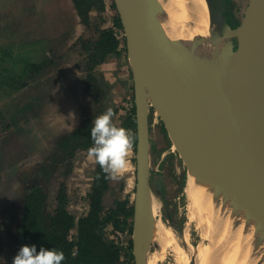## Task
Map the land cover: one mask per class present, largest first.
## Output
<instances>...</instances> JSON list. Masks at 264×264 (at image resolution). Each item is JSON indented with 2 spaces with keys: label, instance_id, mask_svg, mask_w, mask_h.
Returning a JSON list of instances; mask_svg holds the SVG:
<instances>
[{
  "label": "rangeland",
  "instance_id": "1",
  "mask_svg": "<svg viewBox=\"0 0 264 264\" xmlns=\"http://www.w3.org/2000/svg\"><path fill=\"white\" fill-rule=\"evenodd\" d=\"M12 3V0H0V82H8L7 85H0V226L2 242L5 243L4 255L17 252L12 207L19 203L20 198H24L30 180L38 169L48 173L47 177L44 176L46 180L39 182L47 197L46 213H52L56 208V194L61 185L66 192V207L76 220L87 212L86 197L96 159L91 157L90 152L83 150L71 156L56 154L55 144L58 138L80 128L83 121H88L86 125L90 126L89 116L99 117L97 122L104 119L115 108V104L110 107L112 100L123 99L122 103L119 102L123 108L133 103L131 88L132 94L127 102V97L119 90L112 92L111 86L104 80V73L99 69L96 72L94 70L95 82L88 80L84 72L86 56L81 41L95 40V29L98 27H112L116 12L110 9L111 0H106L108 8L102 14L91 11L88 27L80 23L74 12L70 13L68 21L63 20V24L57 26H51L46 21L33 23L26 19L20 29L21 22L13 19ZM232 3L229 0V4ZM69 7L73 10L70 0ZM234 10L239 8L235 6ZM51 28L54 29L53 33ZM45 31L55 35L40 37ZM21 32L22 36H19ZM194 32L198 34L197 29ZM119 38L122 39L121 36ZM28 64H39L41 69L38 72L28 71ZM60 114H69L71 121L68 129L73 131L54 135L52 140V132H46L47 119ZM149 127L151 192L160 197L161 218L171 226L184 248L183 264H192L193 260L195 264H201L200 251H197L201 239L193 221L187 217L188 206L184 193L186 165L173 148L152 108L149 110ZM103 144L105 151L113 152L107 161L112 187L103 195L104 206L111 208L115 200L124 198L134 205L135 149L131 151L132 158L125 162L113 156L115 148L110 143L106 141ZM185 233L188 234V243ZM147 245V264H150L154 242L147 241ZM168 254L160 262L154 261V264H170L168 259L171 256Z\"/></svg>",
  "mask_w": 264,
  "mask_h": 264
},
{
  "label": "water",
  "instance_id": "2",
  "mask_svg": "<svg viewBox=\"0 0 264 264\" xmlns=\"http://www.w3.org/2000/svg\"><path fill=\"white\" fill-rule=\"evenodd\" d=\"M204 1L208 35L185 41L173 36L155 0H111L133 87L135 264V199L142 188L151 195L150 108L186 168L195 164L223 173L264 210V0H232L231 10H240L235 29L226 23L220 0ZM147 241L145 232L139 245L143 264Z\"/></svg>",
  "mask_w": 264,
  "mask_h": 264
},
{
  "label": "trees",
  "instance_id": "3",
  "mask_svg": "<svg viewBox=\"0 0 264 264\" xmlns=\"http://www.w3.org/2000/svg\"><path fill=\"white\" fill-rule=\"evenodd\" d=\"M80 23L90 25V12L102 14L106 10L104 0H70ZM110 9L115 10L111 3ZM112 27L96 28L97 38L81 41V48L86 56L85 76L94 81V70L106 62L110 55L119 57L126 52L124 37L117 15L112 20ZM28 71L38 72L39 64H28ZM27 72V71H26ZM8 82H0L1 86ZM12 83V82H11ZM90 121V119H89ZM83 121L80 128L71 134L58 138L56 152L67 156L77 150L88 151L96 157L95 171L90 190L87 194V213L76 218L65 209L66 197L60 190L56 197V208L46 213V196L37 185L36 177L48 173L39 169L31 186L20 202L19 215L13 220L17 252L4 255L0 226V264H135L132 251L133 204L128 198L115 200L113 207L106 208L103 195L108 191L110 173L107 169V151L104 144L109 138L108 129L91 122ZM85 124V125H84ZM125 127L132 132L135 148L134 107L126 117ZM42 173V174H41ZM14 217V216H13ZM75 234L72 235V231ZM19 254V255H18Z\"/></svg>",
  "mask_w": 264,
  "mask_h": 264
},
{
  "label": "bare ground",
  "instance_id": "4",
  "mask_svg": "<svg viewBox=\"0 0 264 264\" xmlns=\"http://www.w3.org/2000/svg\"><path fill=\"white\" fill-rule=\"evenodd\" d=\"M155 2L176 38L190 41L194 37L208 35V14L204 1ZM208 53L207 50L204 54ZM141 190L135 199L137 223L134 236L135 253L140 264L143 263L139 245L145 232L154 242L150 264L160 262L168 252L170 264H183L184 248L171 226L161 218L160 197L152 192L147 197L145 190ZM184 193L187 217L193 221L201 239L197 244L201 264H264V210L250 200L245 191L227 181L223 173L193 164L186 169Z\"/></svg>",
  "mask_w": 264,
  "mask_h": 264
},
{
  "label": "crops",
  "instance_id": "5",
  "mask_svg": "<svg viewBox=\"0 0 264 264\" xmlns=\"http://www.w3.org/2000/svg\"><path fill=\"white\" fill-rule=\"evenodd\" d=\"M12 2L14 5L13 19L18 23L21 22L19 25L20 29L22 27L23 21H26V19H29L33 23L37 21H46L47 24H51V26H57L59 24H63V20L68 21L69 16L71 15L70 13H74L71 7H69V0H12ZM104 2L106 8H108L106 0H104ZM27 5H29V8L25 7ZM53 30L54 29L51 28V33H53ZM42 35L45 38H49V36H53L55 33L49 34L48 31H45L39 36L41 37ZM19 36H22V32L19 34ZM122 48L123 46L121 44V55L119 57L110 55L105 63L95 68V72L100 70L102 73H104V80L109 86H111L110 88L112 92L116 93L115 91L119 90L127 97L128 102V97H130V95L133 93H131L129 89L131 88L133 91V87L132 78L130 77L129 65L128 62H126V52H123ZM132 100L133 95L131 96V102ZM121 101H123V99L120 101L112 100L113 103L111 106H109L114 107L115 104V108H113L108 113V115L104 117V119H101L97 122L99 117H89H91L92 123L97 124L98 126H104L108 129L109 139L107 140V143H110L113 148H115L113 156L116 157V159L121 158V160H126L125 162H127L128 158H132L131 151L134 149V146L131 137L132 132L124 125L126 117L129 114V109L128 107H120L119 102ZM70 121L71 119L69 118V114H60L57 117L54 116L53 119H47L46 132L51 131V137L52 140H54V135H61L71 131V129H68ZM80 121H83V119ZM107 153L108 157L106 161L111 158L113 152L110 151ZM89 154L95 160L94 155L92 153ZM111 187L112 184L110 178L108 191L111 189Z\"/></svg>",
  "mask_w": 264,
  "mask_h": 264
},
{
  "label": "flooded vegetation",
  "instance_id": "6",
  "mask_svg": "<svg viewBox=\"0 0 264 264\" xmlns=\"http://www.w3.org/2000/svg\"><path fill=\"white\" fill-rule=\"evenodd\" d=\"M202 2L204 1V0H201ZM220 2H221V6H222V8H223V10H224V12H223V15L226 17V23L228 24V26L231 28V29H235L237 26H238V18H239V16H240V14H239V11L240 10H231L230 9V6L228 5L229 4V0H220ZM203 3H205V1L203 2ZM231 42H232V44H233V46H235L236 45V41L234 40V39H232L231 40ZM56 145V144H55ZM54 151L56 152V146L54 147ZM78 151V150H77ZM76 152V151H75ZM74 152V153H75ZM63 154L62 152H56V154H59V155H61V154ZM73 153V154H74ZM39 170V169H38ZM37 170V171H38ZM37 171L35 172V174L37 173ZM42 173H44V171H42ZM41 173V174H42ZM34 174V175H35ZM36 176V175H35ZM35 176L32 178V180H30V181H33L34 180V178H35ZM44 180L45 179V177H44V175L42 174V176H40L39 177V174H37V177H36V181H37V185L42 189V192H43V188L41 187V183H39L41 180ZM46 180V179H45ZM29 186H31V184H29L28 185V188H29ZM91 187V186H90ZM60 190L61 191H63V193H64V195H65V197H66V192H65V188H64V186L63 185H61V188H59V191H57V194L60 192ZM44 193V192H43ZM45 194V193H44ZM57 194H56V197H57ZM45 196H46V194H45ZM21 199L22 198H20V200H19V203L18 204H16L15 206H13L12 207V211H11V215H12V212H13V216H12V221L16 218L15 216H17V214H19V209H20V202H21ZM46 199H47V197H46ZM46 201V200H45ZM46 203H47V201H46ZM66 205H67V197H66V203H65V209L69 212V210L67 209V207H66ZM70 213V212H69ZM87 213V212H86ZM85 213V214H86ZM84 214V215H85ZM10 215V216H11ZM83 215V216H84Z\"/></svg>",
  "mask_w": 264,
  "mask_h": 264
},
{
  "label": "built area",
  "instance_id": "7",
  "mask_svg": "<svg viewBox=\"0 0 264 264\" xmlns=\"http://www.w3.org/2000/svg\"><path fill=\"white\" fill-rule=\"evenodd\" d=\"M121 36V35H120ZM126 107H128V109H129V112H130V110L133 108V105L131 104V106L129 105V104H127V106Z\"/></svg>",
  "mask_w": 264,
  "mask_h": 264
}]
</instances>
